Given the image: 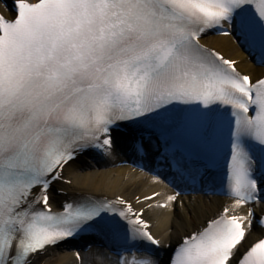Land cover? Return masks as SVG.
<instances>
[{"label": "snow or ice", "instance_id": "6c2138e0", "mask_svg": "<svg viewBox=\"0 0 264 264\" xmlns=\"http://www.w3.org/2000/svg\"><path fill=\"white\" fill-rule=\"evenodd\" d=\"M13 12L0 13V264H47L66 245L74 264H264V0ZM88 155L152 187L96 195L66 177ZM201 195L224 202L210 213ZM153 216L179 221L174 241Z\"/></svg>", "mask_w": 264, "mask_h": 264}, {"label": "bare ground", "instance_id": "6f19581e", "mask_svg": "<svg viewBox=\"0 0 264 264\" xmlns=\"http://www.w3.org/2000/svg\"><path fill=\"white\" fill-rule=\"evenodd\" d=\"M0 12L8 13V8L0 2ZM206 42L217 48L222 49L226 55H230L237 60H245V54L230 46L224 37L208 36ZM244 69L259 71L254 65L244 64ZM119 160L113 162H106L103 160H87L81 159L77 164L73 165L66 172V176L72 179L77 185H84L87 190L92 191L96 195L106 194L113 196L117 192L122 193L128 199H134L135 195L149 191L152 185L149 183L150 177L143 175L139 171L131 167H117ZM91 166V167H89ZM86 170L81 174V170ZM59 187H65L59 185ZM57 201H61L63 197L56 195ZM198 207H207L209 212L216 211L224 202L223 198L219 197H195ZM152 223L154 225L153 231L160 235L163 239H176L174 230L180 226L179 221L166 220L163 217L153 216ZM170 232L172 233L170 235ZM47 264H74V256L72 248L64 247L52 253L47 260Z\"/></svg>", "mask_w": 264, "mask_h": 264}]
</instances>
